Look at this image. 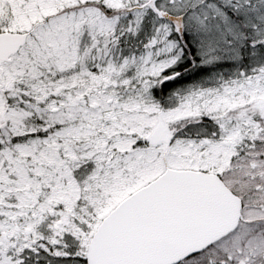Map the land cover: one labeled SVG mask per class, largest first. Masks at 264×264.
<instances>
[{
    "label": "snow or ice",
    "instance_id": "obj_1",
    "mask_svg": "<svg viewBox=\"0 0 264 264\" xmlns=\"http://www.w3.org/2000/svg\"><path fill=\"white\" fill-rule=\"evenodd\" d=\"M0 264H264V0H0Z\"/></svg>",
    "mask_w": 264,
    "mask_h": 264
}]
</instances>
